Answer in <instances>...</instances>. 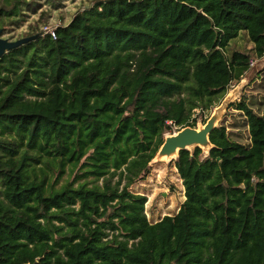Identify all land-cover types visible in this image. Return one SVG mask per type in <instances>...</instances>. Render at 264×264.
<instances>
[{
    "label": "trees",
    "instance_id": "trees-1",
    "mask_svg": "<svg viewBox=\"0 0 264 264\" xmlns=\"http://www.w3.org/2000/svg\"><path fill=\"white\" fill-rule=\"evenodd\" d=\"M31 7L0 0L2 33ZM240 32L263 56L264 0H100L3 53L0 264H264V112L245 100L248 144L216 126L206 156L179 151L178 211L150 222L129 189L248 70Z\"/></svg>",
    "mask_w": 264,
    "mask_h": 264
},
{
    "label": "rangeland",
    "instance_id": "rangeland-1",
    "mask_svg": "<svg viewBox=\"0 0 264 264\" xmlns=\"http://www.w3.org/2000/svg\"><path fill=\"white\" fill-rule=\"evenodd\" d=\"M32 7L25 9L22 20L11 27H8L2 37L8 40H16L27 37L30 34L44 35V28L49 26L54 28L64 25L79 11L90 8L100 0H29ZM253 44L249 41L246 33L240 32L234 39L229 41L228 52L238 50L250 54L252 64L239 80H232L223 97L215 103L209 110H203L201 116L198 115L195 127H200L213 114L216 107H222V114L217 121V126L225 127L228 136L242 144L249 143V132L246 118L239 110H236L233 102L245 100L257 114L264 112V55L258 57L253 52ZM200 112L196 109L193 116ZM179 129L172 126V134ZM192 150V149H191ZM203 156L208 151L202 149ZM176 158V157H175ZM172 160H156L153 158L149 163L150 170L146 176L134 182L129 189L132 192L144 195V214L150 222H156L163 216L172 215L183 202L184 187L182 180L174 166ZM65 178V176H63ZM63 178L58 185L63 182ZM118 177L111 179V184L117 181ZM102 184V178L98 180ZM124 184L122 181L121 185ZM57 224V222H55Z\"/></svg>",
    "mask_w": 264,
    "mask_h": 264
},
{
    "label": "water",
    "instance_id": "water-1",
    "mask_svg": "<svg viewBox=\"0 0 264 264\" xmlns=\"http://www.w3.org/2000/svg\"><path fill=\"white\" fill-rule=\"evenodd\" d=\"M37 35L8 40L2 37V31L0 30V56L6 51L34 39ZM221 114L222 107H216L213 114L200 127L184 126L172 134L165 135L154 158L159 161L165 159L170 161L178 156L180 150H191L196 147L209 151L213 146L209 140V134L217 126Z\"/></svg>",
    "mask_w": 264,
    "mask_h": 264
},
{
    "label": "built area",
    "instance_id": "built-area-1",
    "mask_svg": "<svg viewBox=\"0 0 264 264\" xmlns=\"http://www.w3.org/2000/svg\"><path fill=\"white\" fill-rule=\"evenodd\" d=\"M44 35L49 34L51 37H55V27L51 28L49 26H46L43 30ZM253 60H250L249 64H252Z\"/></svg>",
    "mask_w": 264,
    "mask_h": 264
}]
</instances>
